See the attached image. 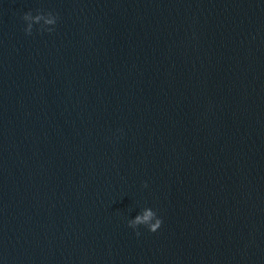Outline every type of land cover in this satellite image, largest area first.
Returning a JSON list of instances; mask_svg holds the SVG:
<instances>
[{
    "label": "water",
    "instance_id": "water-1",
    "mask_svg": "<svg viewBox=\"0 0 264 264\" xmlns=\"http://www.w3.org/2000/svg\"><path fill=\"white\" fill-rule=\"evenodd\" d=\"M0 264H264V0H0Z\"/></svg>",
    "mask_w": 264,
    "mask_h": 264
},
{
    "label": "clouds",
    "instance_id": "clouds-1",
    "mask_svg": "<svg viewBox=\"0 0 264 264\" xmlns=\"http://www.w3.org/2000/svg\"><path fill=\"white\" fill-rule=\"evenodd\" d=\"M31 18V12L26 13L23 16L24 20H28ZM37 21H39L40 17L37 16L35 18ZM55 21L54 20H48L46 21V23L48 24H53ZM52 29H49L48 31H51ZM26 34L31 35L32 32V26L29 25L28 28L25 29ZM147 186V185H145ZM154 219V223H151V221ZM147 225V228L149 229V231L151 232H156L162 224V220L156 217V213L152 210V209H146L143 213V215L137 216L136 219L134 221H130L129 222V226L132 227L133 229H136L137 225ZM137 236L140 235L139 232L136 233Z\"/></svg>",
    "mask_w": 264,
    "mask_h": 264
}]
</instances>
